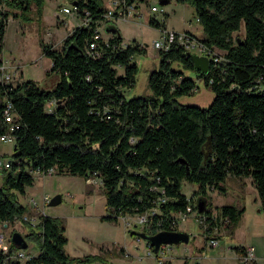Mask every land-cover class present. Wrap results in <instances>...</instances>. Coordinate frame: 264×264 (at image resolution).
Masks as SVG:
<instances>
[{
  "label": "trees",
  "instance_id": "16d2710c",
  "mask_svg": "<svg viewBox=\"0 0 264 264\" xmlns=\"http://www.w3.org/2000/svg\"><path fill=\"white\" fill-rule=\"evenodd\" d=\"M76 1L80 14L83 8L90 10V24L73 28L60 48L43 43L52 60L47 77L57 74L56 81L46 86L30 78L16 84L0 79V136L11 126L5 119L9 102L16 114V148L0 185V221L19 219L29 224L25 236L39 247L23 262L11 255L25 248L10 242L7 252L0 249V264H86L102 258L92 253L71 256L60 217L42 214L39 224L24 219L30 209L19 193L26 192L34 172L41 169L54 167L55 172L98 178L109 217L116 220L120 213L157 207L153 233L178 229L173 214L194 205V196L207 203L208 188L225 190L230 175L251 176L264 202V0H190L204 31L198 38L223 59L213 61L209 72L203 73L183 45L159 50L160 66L149 76L152 93L130 98L125 88L134 84L138 72L135 54L146 51V45L137 40L124 43L117 28L100 38L90 53L89 42L107 6L105 0ZM141 1L145 0H126L136 6ZM33 4L41 18L45 0H0V76L9 17ZM150 24L166 28L155 17ZM242 28V35L235 34ZM176 61L193 68L196 77L175 68ZM196 78H203L215 92L208 106L177 99L197 88ZM185 179L199 184L191 197L182 191ZM155 186L164 187L168 196L159 205L161 191ZM245 209L225 203L219 207L217 222L233 233ZM205 212L211 220L207 206ZM210 222L208 233L217 223Z\"/></svg>",
  "mask_w": 264,
  "mask_h": 264
},
{
  "label": "rangeland",
  "instance_id": "374dc122",
  "mask_svg": "<svg viewBox=\"0 0 264 264\" xmlns=\"http://www.w3.org/2000/svg\"><path fill=\"white\" fill-rule=\"evenodd\" d=\"M74 1L45 0L41 8L43 12L41 18L37 14L36 4H33L28 11L17 10V15H10L1 56L4 59V69L13 74L11 82L16 84L23 78L34 79L46 86H51L55 82L58 78L57 74L53 73L47 77V70L51 67L52 60L44 53L43 43H51L54 47L60 48L66 35L81 24L80 13L70 14L63 10L64 6H72ZM107 3L110 4L111 0H107ZM152 5H157L159 9L154 10ZM135 10L137 14L129 18L97 24L105 37L112 33L106 31V27L116 26L126 43L137 40L146 45V51L135 54L138 72L134 84L125 88L126 96L129 98L152 93L149 76L160 66L159 49L154 43L160 38L161 30L150 24L151 17L163 21L168 29L178 31L188 29L200 37L204 33L190 0H170L165 4L160 0H145L139 2ZM243 28L235 34L242 35ZM173 66L182 70L187 76L197 75L193 68L185 67L177 61ZM119 70L120 73L123 72V68ZM196 80L197 88L190 93L177 96V99L185 104L208 106L215 92L205 84L203 78ZM2 141H0V155L7 159L13 158L14 143ZM34 176V182L27 186V191L19 193L20 201L29 207L31 198H35L41 213L58 216L64 221L65 233L68 237L65 249L71 256H83L89 253L102 256L86 264H160L159 259L171 260V264H251V261H246L235 248L241 243L254 244L259 252L264 253V202L255 184L252 180H246V176L241 177L244 178L241 180L237 176L230 175L225 181V190L219 187L207 190V208L216 216L220 212L221 204L228 202L237 204L238 196L234 190L239 189L243 194L246 216L235 235L228 233L223 224H219L218 232L214 229L210 231L215 232L212 235L220 237L219 244L210 245L204 225L198 220L196 211H193L186 219L181 220V223L179 222L180 228L190 232L189 242L173 243L165 251L158 253H151L153 248L151 249L148 241L142 237L138 238L137 234L133 233L144 230L140 223L136 224L133 221L128 227L123 219L116 220L109 217L111 210L107 206L104 185L100 180L89 183L84 175L67 172H53L41 176L34 172ZM2 183L3 172L0 173V185ZM198 188L197 183L186 179L183 181L182 191L189 197L194 195V191ZM57 193L62 195L59 203L49 204L44 200L45 195L52 198ZM198 198L194 196L195 205ZM30 213L36 214L34 211ZM38 214L35 224L40 222V213ZM33 227L38 228V226ZM30 228L29 224H24L19 219L8 223L0 221V233L5 235L7 244L13 243L14 231H21L25 235ZM122 246L127 247V254L122 252ZM25 250L29 254H34L39 251V247L33 239H30ZM261 264H264V257Z\"/></svg>",
  "mask_w": 264,
  "mask_h": 264
},
{
  "label": "built area",
  "instance_id": "2783aa9c",
  "mask_svg": "<svg viewBox=\"0 0 264 264\" xmlns=\"http://www.w3.org/2000/svg\"><path fill=\"white\" fill-rule=\"evenodd\" d=\"M136 4L135 2L132 3H127L126 0H111V3L107 6L106 12L103 14V18L99 20V23L101 22H108L110 20H117L120 18H129L131 15H136L137 12L135 10ZM152 8L154 10H158L159 7L157 5H152ZM63 10L65 12H68L70 14H75V13H80V8L78 6L77 1L75 0L72 2V6H64ZM82 11L84 14L82 15V22L81 24L84 25H89L91 22L90 18V10L87 8H83ZM108 25V24H107ZM159 28V27H158ZM161 30V36L159 39H157L154 43L155 47L158 48L159 50H167L170 49L174 44H180L183 45L184 48L189 51V52H195L198 54L202 55H207L213 62H218L221 59H223L222 55L218 54L216 50L210 49L203 41H201L194 32L190 30H183V31H178L175 29H168L166 28H159ZM100 38H106L101 32L100 28L97 26L95 29V34L93 36V39L89 42V52L94 53L95 48L99 44V39ZM126 43V42H124ZM143 44V43H142ZM144 45V44H143ZM4 65L2 66L3 72L0 76V79L5 82H11L10 80L13 78V74L6 71L4 69ZM54 101H50L49 105L52 106ZM15 111L13 110V105L11 102L8 103L7 108L5 110V119L8 121L11 126L10 129L6 132L2 133V140L8 141L11 143H15L16 135L13 133L14 131V126H15ZM12 164V158L7 159L6 157H3L0 155V173L3 172L5 168L11 167ZM37 175H46L49 173L55 172L54 167H51L49 169H41L37 170ZM87 179V182H97L99 180L96 177L89 176ZM160 178H158L159 180ZM154 188H158L161 191V195L159 196V199L157 201V205H159L161 202H165L168 199V196L165 192L164 187H157L155 186ZM50 197L48 195L44 196V200L49 202ZM195 206V207H194ZM30 211L36 212L35 215L32 213L28 212L24 215V219L26 221H30L35 224L37 220V215L40 213L39 219L41 220V215L45 213H41L38 210V202L35 198H31L30 200V206H29ZM158 210L157 207L151 208L150 210L144 211V212H139L136 214H131V213H120L119 214V219H123L124 223L126 226H131L133 224V221L136 222V224L142 225L143 229L149 232H152V220H153V215L155 212ZM193 211H196V216L198 217V220L203 223L204 228H205V235L208 238L210 245L215 246L219 244V238L214 236V235H209L208 231L206 228L210 225L209 222L212 220H215L217 222V216L216 215H211L212 219L208 220V214L206 212H199L197 209V206L193 204H188L187 208L185 210H180L178 212H175L174 215V223L179 226V222L181 220L186 219V217L189 216L190 213ZM30 217H29V216ZM133 219V220H131ZM224 221L228 220V217L222 219ZM211 223V222H210ZM214 231L217 232V227H218V222L214 225ZM213 229V228H212ZM211 229V230H212ZM159 231V230H158ZM212 233V232H211ZM138 236V235H137ZM140 238V236H138ZM5 235L3 233H0V249H2L4 252H7L9 250V244L5 242ZM152 249V246H150ZM169 247L168 244H162L160 246L159 251H165ZM244 252L242 254L243 258H245L246 261H253V259L256 257V247L255 245H247L246 247L244 246ZM158 251V252H159ZM151 253H156L153 251V249L150 251ZM157 252V253H158ZM12 257L18 258V259H24V258H29L30 255L25 251L24 249H19L15 252L14 255H11ZM160 264H171V261L168 259H159Z\"/></svg>",
  "mask_w": 264,
  "mask_h": 264
},
{
  "label": "water",
  "instance_id": "95a60500",
  "mask_svg": "<svg viewBox=\"0 0 264 264\" xmlns=\"http://www.w3.org/2000/svg\"><path fill=\"white\" fill-rule=\"evenodd\" d=\"M169 1L170 0H160L162 4L168 3ZM116 29V26L106 27V31L108 32H115ZM191 55L195 68L203 73H208L212 65V61L209 56L198 53H192ZM14 146L16 148V144ZM61 200L62 195L57 193L50 199L49 204H57ZM196 206L199 212H205V208L207 206L206 200L203 198H198ZM133 233L148 241L150 246H152L153 251L156 253L159 251L162 244H179L181 242H189L190 240V232L186 229H162L154 233L142 230L138 232L134 231ZM12 241L19 248H27L29 245V241L25 235L18 230L13 232Z\"/></svg>",
  "mask_w": 264,
  "mask_h": 264
},
{
  "label": "crops",
  "instance_id": "0c3cea01",
  "mask_svg": "<svg viewBox=\"0 0 264 264\" xmlns=\"http://www.w3.org/2000/svg\"><path fill=\"white\" fill-rule=\"evenodd\" d=\"M74 1V0H73ZM109 2V1H108ZM105 3H107V0H105ZM108 4V3H107ZM109 5V4H108ZM107 5V6H108ZM158 19V18H157ZM185 30H188V29H185ZM191 31V30H190ZM122 34V33H121ZM204 34V33H203ZM203 34L201 35V36H203ZM125 41V40H124ZM52 65V64H51ZM24 79V78H23ZM56 81V80H55ZM247 178H246V180H252V177L251 176H246ZM239 178H241V177H239ZM245 178V177H244ZM244 178H241V180H244ZM252 182H253V180H252ZM224 185H226V184H224ZM27 191V190H26ZM235 191V193L237 194V196H238V202H237V204H235V203H232V202H228V203H231V204H235V205H239V206H241V205H244L243 204V199H244V196H243V194L241 193V191L239 190V189H236V190H234ZM221 205H223V204H221ZM245 206V205H244ZM245 208H246V206H245ZM246 216V209H245V212L243 213V215H242V217H241V220L239 221V223H238V225L236 226V228H235V230H234V232L232 233L233 235H235L236 234V231H237V229L241 226V222H242V220H243V218ZM181 223V222H180ZM179 223V224H180ZM224 223V222H223ZM209 224H210V222H209ZM219 224L220 223H218V227H217V232L220 230V226H219ZM179 228L178 229H183V228H180V226H178ZM223 227H224V224H223ZM212 228L214 229L215 228V226L214 225H212ZM227 231V230H226ZM209 233H211V232H209ZM213 233H215V232H212L210 235H212ZM215 236V235H214ZM220 238V237H219ZM247 245H250V244H244V243H241L240 245H236L235 246V248H236V250H237V252H239V253H241V255L243 254L242 252H243V248H244V246L246 247ZM254 245V244H253ZM256 247V246H255ZM122 248H123V250H122V252H124L125 254H127L128 253V250H127V247L126 246H122ZM121 248V249H122ZM36 253H38V252H36ZM35 253V254H36ZM263 257H264V253H262V252H259V250H258V248L256 247V259L255 260H253L252 262H251V264H261V262H263ZM171 261V260H170ZM172 263V262H171Z\"/></svg>",
  "mask_w": 264,
  "mask_h": 264
},
{
  "label": "bare ground",
  "instance_id": "6f19581e",
  "mask_svg": "<svg viewBox=\"0 0 264 264\" xmlns=\"http://www.w3.org/2000/svg\"><path fill=\"white\" fill-rule=\"evenodd\" d=\"M192 53V52H191ZM195 53V52H194ZM0 141H2V136H0ZM3 142V141H2Z\"/></svg>",
  "mask_w": 264,
  "mask_h": 264
}]
</instances>
